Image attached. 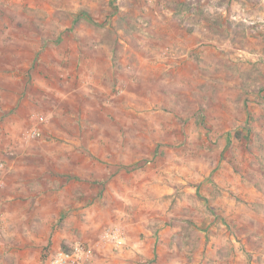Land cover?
<instances>
[{"label": "rangeland", "instance_id": "374dc122", "mask_svg": "<svg viewBox=\"0 0 264 264\" xmlns=\"http://www.w3.org/2000/svg\"><path fill=\"white\" fill-rule=\"evenodd\" d=\"M0 164V264L258 247L264 0H0Z\"/></svg>", "mask_w": 264, "mask_h": 264}, {"label": "crops", "instance_id": "0c3cea01", "mask_svg": "<svg viewBox=\"0 0 264 264\" xmlns=\"http://www.w3.org/2000/svg\"><path fill=\"white\" fill-rule=\"evenodd\" d=\"M243 222V217L240 218ZM234 238L232 251L235 253L233 260L224 262L225 264H249L248 257L252 255L257 260L255 262L251 261L250 263H257L258 256H264V235L255 234L256 239L259 241V246L256 248L249 247L244 237ZM260 260V259H259Z\"/></svg>", "mask_w": 264, "mask_h": 264}, {"label": "built area", "instance_id": "2783aa9c", "mask_svg": "<svg viewBox=\"0 0 264 264\" xmlns=\"http://www.w3.org/2000/svg\"><path fill=\"white\" fill-rule=\"evenodd\" d=\"M2 184V165L0 164V186ZM1 237V232H0ZM90 253L89 249L76 245L71 251L59 250L50 255L43 264H79L80 261L87 258Z\"/></svg>", "mask_w": 264, "mask_h": 264}]
</instances>
